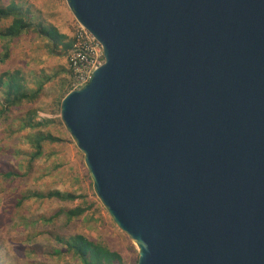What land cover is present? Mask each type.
<instances>
[{"label":"water","instance_id":"1","mask_svg":"<svg viewBox=\"0 0 264 264\" xmlns=\"http://www.w3.org/2000/svg\"><path fill=\"white\" fill-rule=\"evenodd\" d=\"M105 61L60 117L137 264H264V0H66Z\"/></svg>","mask_w":264,"mask_h":264},{"label":"rangeland","instance_id":"2","mask_svg":"<svg viewBox=\"0 0 264 264\" xmlns=\"http://www.w3.org/2000/svg\"><path fill=\"white\" fill-rule=\"evenodd\" d=\"M15 1L30 9L34 19L74 35L78 22L66 0ZM70 23L73 25L67 29ZM52 45L30 30L15 40L6 63H0V74L6 69H19L27 74L29 87L44 84L39 102L15 108L0 124V261L3 264H81L72 253L66 252L63 239L84 234L119 251L123 264H137L138 246L117 226L95 195L84 154L77 142L70 140L72 136L64 122L55 121L42 128L50 130L59 141H47L31 169L27 167L36 152L33 137L38 129L26 127L25 111L40 107V117H60L56 100L63 88H68L69 93L74 90L68 52L62 54V45L53 51ZM2 46L1 42L0 52ZM7 169L21 175L14 179L5 177L2 172ZM55 191L82 197L67 200L48 196ZM80 205L85 212L68 221L64 211Z\"/></svg>","mask_w":264,"mask_h":264},{"label":"trees","instance_id":"3","mask_svg":"<svg viewBox=\"0 0 264 264\" xmlns=\"http://www.w3.org/2000/svg\"><path fill=\"white\" fill-rule=\"evenodd\" d=\"M30 30H34L39 36L46 38L53 44V51H58L59 46L62 45L63 51L61 52L65 55L72 47L73 38L63 34L58 27L49 24L45 25L43 21L34 19L30 9L24 8L15 0H10L8 4L0 0V43L2 42L3 44L2 52H0V63H6L11 57L12 45L15 40ZM29 83L27 74L19 69H6L0 74V124L5 122L8 114L15 108H23L27 104L31 105L40 101L44 84L31 88ZM68 93V88H63L61 96L56 100L55 105L60 108L63 98ZM40 111V107H31L25 111V117L27 118L25 120L26 127L38 129L35 137H33V146L36 152L27 166L29 170L34 159L41 155L44 144L47 141H59V138L51 134L50 130L43 131L42 128H47L55 121L63 123L61 117H40ZM70 140L75 141L73 137ZM2 174L13 179L21 175L14 169L4 170ZM95 195H97L96 192ZM48 196H56L67 200L82 197V195H64L60 191L50 192ZM85 210L80 205L64 212L68 221H72L82 215ZM63 244L66 245V252L72 253L81 264H123V258L119 251L112 250L108 245L91 239L84 234H75L64 238ZM0 264H3V262L0 261Z\"/></svg>","mask_w":264,"mask_h":264},{"label":"built area","instance_id":"4","mask_svg":"<svg viewBox=\"0 0 264 264\" xmlns=\"http://www.w3.org/2000/svg\"><path fill=\"white\" fill-rule=\"evenodd\" d=\"M68 57L74 90L87 85L94 71L105 61L102 44L79 22Z\"/></svg>","mask_w":264,"mask_h":264},{"label":"crops","instance_id":"5","mask_svg":"<svg viewBox=\"0 0 264 264\" xmlns=\"http://www.w3.org/2000/svg\"><path fill=\"white\" fill-rule=\"evenodd\" d=\"M67 7H68V5H67ZM68 9H69V8H68ZM69 11H70V13H72L70 9H69ZM72 16H73V13H72ZM73 17H74V16H73ZM71 24L73 25V23H70V24H69V27H67V29H70V28H71V27H70ZM74 24H75V23H74ZM60 31H61L63 34H66L67 36H70V37H72V38H73V36H74V35L72 36V34H69L68 32H65V30L62 31V30L60 29ZM70 33H71V32H70Z\"/></svg>","mask_w":264,"mask_h":264}]
</instances>
